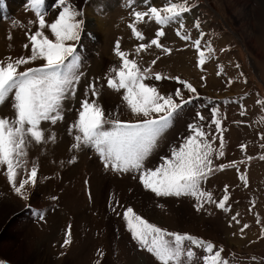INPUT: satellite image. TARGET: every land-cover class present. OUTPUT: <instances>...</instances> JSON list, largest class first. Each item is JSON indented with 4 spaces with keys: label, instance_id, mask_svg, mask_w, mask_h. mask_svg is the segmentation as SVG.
<instances>
[{
    "label": "rangeland",
    "instance_id": "rangeland-1",
    "mask_svg": "<svg viewBox=\"0 0 264 264\" xmlns=\"http://www.w3.org/2000/svg\"><path fill=\"white\" fill-rule=\"evenodd\" d=\"M3 2L6 7L0 9V59L28 55V34L38 27L30 21H36L37 17L31 9H26L27 0ZM73 2L85 22L77 44L82 60L78 70L82 73L80 83L76 96H70L64 103L65 119L56 125L42 122L46 138L54 132L55 142L33 141L27 148V171L30 172L33 163L38 165L37 184L26 185L28 200L15 193L7 179L6 165H0V259H6L7 264H97V261L99 264H159L152 254L139 247L127 229L122 212L132 206L137 214L159 227L187 231L211 239L217 247L223 245L222 255L230 264H264V147H261L264 145V103H261L264 101V0H187L191 11L184 14L181 31L190 34L191 39L186 41L177 35V22L163 26L165 35L159 40L170 52L150 44L161 28L154 20L145 17L137 23L143 40L134 36L129 24L135 19L134 11H147L152 6L163 8L168 3L184 0ZM46 7L45 19L51 23L59 10L54 7V0H46ZM196 20L201 22V29L194 27ZM201 30L205 33L203 66L198 63L199 52L193 45ZM45 34L54 39L50 30L45 29ZM117 41L121 51L128 53V58L136 60L142 69L150 68L153 73L166 77L146 81L162 95L180 87L177 81L167 78L176 76L191 82L200 94L166 130L148 157L147 167H158L171 155V149L183 142L182 138L190 134L187 125L199 123L197 112L205 116L203 123L207 130L212 108L219 109L225 155L214 158L216 170L203 188L218 201L227 185L228 210L205 203L197 211L195 198L156 197L138 179H133L136 173L105 170L95 149L81 147L72 151L74 135L68 128L78 119L81 102L85 98L95 99L91 93L85 96L93 81L101 93L99 102L107 110L115 111L118 106L122 119H135L122 100L125 90L117 91L107 85V79L114 75L110 69L121 64L115 52ZM208 41L212 53L205 47ZM141 43L150 46L137 53ZM25 44H29L28 49L24 48ZM39 63L30 66H39ZM188 95L185 91V98ZM0 117L14 119L11 97L0 105ZM219 135L213 126L211 136L217 137L213 142L217 149ZM73 156L74 163L70 162ZM220 164L227 167L220 170ZM241 174L245 175L247 184L240 179ZM25 178L26 170L17 169V186ZM51 196L57 199L52 200ZM113 198L122 206L114 204L116 212L109 207ZM38 211L45 219L39 218ZM69 226L72 242L63 246ZM194 251L196 264H202L205 253L201 249Z\"/></svg>",
    "mask_w": 264,
    "mask_h": 264
},
{
    "label": "snow or ice",
    "instance_id": "snow-or-ice-1",
    "mask_svg": "<svg viewBox=\"0 0 264 264\" xmlns=\"http://www.w3.org/2000/svg\"><path fill=\"white\" fill-rule=\"evenodd\" d=\"M0 7H6L3 0H0ZM25 7L31 9L37 17L36 21L30 23L38 24L37 29L28 34L30 54L0 59V105L5 104L11 97L14 109V119L0 117V165H6L7 179L15 193L28 200L26 185L37 184L38 165L33 163L30 172L27 171V148L33 141L37 144L45 142L46 139L55 142L54 132L46 138L42 122L56 125L64 120V103L70 96H76L82 75L78 72L82 60L77 53V44L84 31L85 22L80 18L82 12L74 6L73 0H54V7L59 11L51 23L45 19L48 15L46 0H27ZM189 11L191 6L187 0L183 3H168L163 8L152 6L147 11H134L132 14L135 19L129 27L135 37L143 40L137 23L144 21L145 17L154 20L161 28L150 44L162 48L164 52H170L171 49L164 48L159 40L165 35L163 26L172 22L179 23L177 35L183 40H190V34L181 31L184 28V14ZM194 27L201 29V22L196 20ZM45 29L50 30L54 39L45 34ZM204 36L205 33L201 30L199 38L193 41L199 52L198 63L201 66L206 59L205 51L202 50ZM149 46L141 43L136 51L139 53ZM205 47L208 53L213 52L210 41ZM24 48L28 49L29 44H25ZM115 52L120 57L121 64L119 68L110 69L114 75L107 79V85L117 91L125 90L122 100L135 119H122L118 106L115 111L107 110V106L99 102L101 93L97 91L93 81L85 96L91 93L95 99L85 98L81 102L78 119L68 128V132L74 135L72 151H78L81 147L95 149L105 170L121 174L136 173L133 179H138L156 197L195 198L197 211H201L205 203L228 210L227 185L223 197L218 201L211 192L203 188L208 177L216 170L213 165L214 158L225 155L224 129L221 126L219 109L212 108L211 123L207 130L203 123L205 116L197 112L196 119L199 123L187 125L190 134L182 138L183 142L172 148L171 155L164 158L158 167H147L148 157L158 146L166 130L173 126L188 104L199 99L200 94L191 82L176 76L167 78L177 81L180 87L162 95L157 87L146 81L150 78L160 81L166 77L161 73H153L150 68L142 69L136 60L128 58V53L121 51L119 41L116 42ZM38 61L39 66H30ZM155 63L156 60H153L152 64ZM181 89L189 94L187 98L185 91ZM213 126L220 134L218 149L213 146L217 139L211 136ZM75 160L76 157L73 156L70 162L74 163ZM218 167L223 170L227 165L220 164ZM20 168L26 170V178L17 186V169ZM240 179L247 184L245 175L241 174ZM50 199L56 200L57 197L51 196ZM114 204L121 205L115 198L109 202V207L116 212ZM37 214L41 220L45 219L42 212L38 211ZM117 215L120 213L117 212ZM122 216L132 239L141 249L152 254L159 264H196L197 254L194 249H201L205 253L202 264H230L222 255L223 245L217 247L211 239H203L187 231H169L159 227L137 214L132 206L126 207ZM232 219L236 220V217ZM247 227L244 225V228ZM70 228L71 226L63 246L72 242ZM0 264H7L6 259H0Z\"/></svg>",
    "mask_w": 264,
    "mask_h": 264
},
{
    "label": "bare ground",
    "instance_id": "bare-ground-1",
    "mask_svg": "<svg viewBox=\"0 0 264 264\" xmlns=\"http://www.w3.org/2000/svg\"><path fill=\"white\" fill-rule=\"evenodd\" d=\"M15 1H17V0H15ZM4 3V2H3ZM5 4V3H4ZM103 4V3H102ZM11 7H13V6H11ZM1 10H2V7L0 8ZM97 25V24H96ZM100 27V26H99ZM102 189V188H101ZM104 190V189H103ZM102 193H104V192H102ZM100 194H101V192H100ZM102 199V198H101ZM4 211H6V210H4ZM5 213V212H4ZM13 214V213H12ZM12 230V229H11ZM8 232H9V230H8Z\"/></svg>",
    "mask_w": 264,
    "mask_h": 264
}]
</instances>
